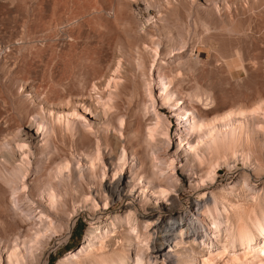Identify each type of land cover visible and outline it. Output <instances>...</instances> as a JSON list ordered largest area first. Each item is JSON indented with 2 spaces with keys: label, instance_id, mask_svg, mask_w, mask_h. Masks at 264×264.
Returning a JSON list of instances; mask_svg holds the SVG:
<instances>
[{
  "label": "bare ground",
  "instance_id": "1",
  "mask_svg": "<svg viewBox=\"0 0 264 264\" xmlns=\"http://www.w3.org/2000/svg\"><path fill=\"white\" fill-rule=\"evenodd\" d=\"M109 1L114 18L97 36L101 43L95 39L98 47L87 40L85 50L92 55L85 66L91 71L82 75L83 85L69 84L74 80L67 78L72 72L67 74L65 66L58 72L60 57L49 78L48 67L30 62L17 99L0 93V224L14 221L10 230L2 226L7 232L0 238V264H44L50 239L62 242L80 213L90 220L84 241L56 264H264V36L262 56L245 59L240 50L234 53L243 70L254 75L255 93L213 106L214 98L209 107L205 101L212 93L195 87L189 72L187 77L184 69L190 65L180 52L187 46L174 38L166 13L145 28L131 21L132 0L119 6ZM19 3L0 0V78L15 68L16 45L5 38L11 29L17 35L25 14ZM166 3L174 6L172 0ZM223 10L233 19L234 10L239 12L228 0L224 7L215 3L213 17ZM184 11L169 8L168 16L183 21ZM243 22L233 20L232 31L245 33ZM72 31L73 36L77 30ZM66 42L60 44L64 49L70 46ZM163 106L178 122L175 138ZM220 166L236 169V177L219 179ZM184 169L189 186L178 174Z\"/></svg>",
  "mask_w": 264,
  "mask_h": 264
},
{
  "label": "rangeland",
  "instance_id": "2",
  "mask_svg": "<svg viewBox=\"0 0 264 264\" xmlns=\"http://www.w3.org/2000/svg\"><path fill=\"white\" fill-rule=\"evenodd\" d=\"M108 1L109 0H31V1L30 0H22V1L18 0V3L20 2L19 4H22L20 6H21V8L23 7L22 9L24 10L25 14L19 20L20 23H19V29H18L17 35H15L16 34L15 33L14 36H12L11 33L13 32V29H11L8 31L9 37L6 36V38H5L6 42L7 41L9 42V40H11V41L13 40V44L16 45L14 52L12 54L13 57L11 55V57H12L11 59H13L15 61V62L11 61L15 65V68H14V71L12 73H10V75L6 74V76H3L0 78V83H1L0 84V93L6 94L4 97L10 96L13 99L17 95L18 84H19L20 80L25 77L24 75H26L25 73H27V70H29L34 64H36L37 60H38V62H37L38 64H41V62H42L43 69H46L48 67L46 69V71L51 72L54 70V66H55V69L57 68L56 64H58L60 62V57L65 59V61H64L61 58L62 59L61 62L63 61L64 64L67 60L70 61V62L67 61L66 63H67V66L69 65L71 67V70H70L69 66L67 67L66 64L64 65L63 62L62 63L60 62V65H59L60 67L58 68V72L59 71L61 72V69L65 70L67 68L66 69L67 74L69 72H72L71 75L69 73L67 78L70 79V76H71V78L74 80L73 81L74 83L71 82V79L70 80L67 79L66 81L69 80L68 81L69 84L75 85V86L83 85L84 83L81 84V82L82 81L85 82L84 81L85 78L82 75H85V77H86L87 73L91 71V70H89L90 68L88 66H85V65L89 64L88 63L89 59H87V58H89L92 55V53H89L90 51L88 49H87V51L85 50V48H87V46H86L87 40L94 39V42L96 43V41L98 39H100L98 37L99 36L101 37V33H102L101 31H103L105 26L109 24V21L112 22L113 18H114V17H112L114 14V12L111 8L112 6L108 5ZM225 1H226V3H228V0H172V2L174 4L173 7L172 6L168 7L169 5L166 3V0H132V2H131L132 4H130V7H132L131 8L132 9L131 10L132 11L131 12L132 13L131 21H132L133 25H136V24L141 25L142 24V26H144L145 28H149L150 23H152V22L154 24L159 23L157 20H158L159 16L161 15L160 12H163V15H164V13H166L163 17L166 18L167 21H169V23L173 22L171 24L174 25V27H175L174 38H176L177 40L179 39L181 41L183 40L185 45L187 46L184 50H181L180 52L183 53V56H184V58H182V59L184 61L186 60L185 62H187V64L184 63L185 66L187 65L186 67H188V65H190L188 67V69H186L184 66V68H185L184 71L186 72V70H187V77L189 74H191L190 78L192 79V81L188 80L189 78L186 77V73L184 74V77H185L184 79H185V81H187V80L189 81V82L187 81V83L189 85H190V81H191V83H193L195 85V87L198 84H200L201 86L200 85L199 86L202 87L203 90H206L207 92L212 93V94L210 93L212 95V99L210 101L209 100L205 101V103L208 102L209 107L210 106L213 107L218 103L231 104L234 102L245 101L247 98H249L250 96H252V94L255 93L254 90L256 87L252 83V79H253L254 75H252V73H248L245 70H243L242 64L237 59V57L234 55V53H236V50H238V51L240 50V53L242 52L243 57L245 55V57H246V58L244 57L245 59H249L251 57H254L255 54L256 55L259 54L257 56H262L261 55V52H262L261 49L263 47L259 43V39H260V37L264 36V34H263L264 33L263 32L264 31V16H262V14H264V13L262 11L263 7L261 6L260 0H248V1L247 0H233V2H235V5L238 7V11H239L237 13L234 10L235 18L234 19L230 18L227 10H223L222 11L223 14H219L218 12H216L218 19H215L213 17V12L215 11V3L220 4L222 7H224ZM229 1H232V0H229ZM250 1L253 3V5L251 4V6L249 7ZM47 2L50 3L49 7H47ZM109 2H111V0ZM113 2H114L115 6L116 5L119 6L120 4H125L127 2V0H113ZM105 4H106V6L108 5L107 8H106ZM202 4L205 6L207 5V8H206L207 11H206V9H201L199 7ZM209 6L211 8H209ZM169 8L170 9L180 8V11L185 10L184 12L188 13L187 18L186 17L184 18L186 20L181 21L183 18H180V17H179L180 19L179 18H174V20H172V18L170 19V16H168V15H170L169 14ZM212 8H213V12H211ZM202 10H204V11H202ZM166 11H168V12H166ZM199 11H201L202 13L201 12L199 13ZM36 12H37V14H36ZM184 12H181V13L183 14ZM197 13H198V15H197ZM184 14H186V13H184ZM237 14H238V16H237ZM55 16H57V17H55ZM239 16L241 19L239 18ZM25 17H26V19H25ZM260 17L261 18L263 17L262 20ZM176 19L179 21H177ZM22 20H24V21L22 22ZM29 20H30V22H29ZM229 20H231V21H229ZM233 20H235V21L241 20V22L245 21V26H246L245 27L246 28L245 33L238 34L234 31H232L230 26L232 25ZM105 21H106V23H105ZM228 21H229V23H228ZM246 21L248 22V24H246ZM56 22H58V23H56ZM27 24H29V25H27ZM101 25L104 27L102 28ZM177 25H179V26H177ZM22 26L24 27V29H21V28H23ZM44 26H46V27H44ZM95 29L97 31L96 32L97 34L100 31L99 35H95L96 34ZM75 30H77V32ZM78 30H81V31L85 30V33L79 34V32H81V31H78ZM88 30L90 31V34L88 33L89 32ZM70 31L76 32L75 35L72 36V34L69 33ZM19 33H20V35H19ZM93 33H95V34L92 37ZM78 34H79V36H78ZM178 36H180V37H178ZM94 37H97V38H94ZM95 39H96V41H95ZM65 40L68 41L69 44ZM11 41L9 43H11ZM77 41H81L82 45L77 47L76 45L74 46L72 44V43L75 44ZM99 41H101V40H99ZM62 42L63 43L66 42L68 45H70L67 48L65 47V49H67L68 52L64 49V47H61L60 44H62V46H63ZM98 43H96L97 47L99 46V44L101 42L99 44ZM8 44L5 45V47H4V51H6V52H9V50L11 49L9 45H12V43L9 45ZM20 44H21V46H20ZM22 45H23V47H22ZM38 45H40V46H38ZM7 46L9 47L8 48L9 50H7ZM59 47H61V48L59 49ZM70 47L72 50L68 49ZM39 50H42V51H39ZM83 51L86 55L83 53ZM233 51H235V52H233ZM37 52H39V53H37ZM47 53H48V55H47ZM173 53H172V56L174 57V55L178 52L176 51ZM42 54H44L46 56H44V55L42 56ZM65 54L68 56L66 57ZM76 54H78V55H76ZM87 54H89V55H87ZM248 54H250V55H248ZM39 55H41L40 56L41 59L39 58ZM57 55H59V56H57ZM75 56H76V58H75ZM80 56H81V58H80ZM87 56H89V57H87ZM56 57L57 58L59 57V59L57 60ZM37 58H39V59H37ZM48 58H50V59H48ZM73 58H74V60H73ZM80 59H81V63L79 64ZM182 59H180V60L183 62ZM33 60H36V61H33ZM16 61H19V62L16 64ZM190 61H192V62H190ZM246 61H247L246 64L249 63L248 60H246ZM30 62H31V64H33L32 66H31ZM44 62H45V64H43ZM182 62H180V63H182ZM76 64H77V66H76ZM184 64H181V65H184ZM64 66L66 68H64ZM82 66H84V67H82ZM16 67H18V68H16ZM85 67H88V70ZM20 68L23 70H21ZM24 68L27 70H25ZM72 68L74 70H72ZM78 69H80V70H78ZM82 70H84L83 73H82ZM46 71L44 70L45 75L49 78L50 75L52 74V72L47 73L48 74L47 75ZM188 72H189V74H188ZM262 72L263 71H260V74H262ZM13 76H14V79H13ZM250 76H251V79H250ZM79 78H81V79L83 78V79L79 80ZM10 80H11V82H10ZM76 81H78V82H76ZM194 85L191 84L190 86L192 88H195ZM6 91L9 93L8 96H7ZM214 98H216V100ZM15 99H17V97ZM213 100H215L216 103ZM122 101H124V102H122L123 106L127 107L128 106L127 104H129L128 101H125L124 99ZM202 102L203 101H201L198 104L203 106ZM133 103L134 104H131V105H134L131 107L132 109H134L136 107L137 100L133 101ZM210 103L212 105H213V103H215V104L212 106ZM203 107H205V106H203ZM161 110H162V112L164 111L165 114L170 117V120H171L170 134L173 138H175L176 133H177V129H178V125H177L178 122H177V120L176 121L174 120V117H173L174 115L171 113V111L168 107L163 106L161 108ZM170 146H171L172 150L176 149V146L174 143H171ZM237 168L241 170L242 169V163H238V166L236 167V169ZM236 169L228 170L225 166H220L218 178L223 180L224 182H226V180L230 181L232 178L236 177V174H237V171L235 172ZM188 173L189 172L186 169L183 170V173H181V171H178V174L180 175V177L182 179H184L185 183L189 186L190 185L189 184L190 179H189ZM188 190H190V189H188ZM188 190L183 191V193H182V199H183L185 204L191 202V201H189V191ZM5 220H7V219H5ZM7 221L8 222L10 221L9 222L10 224L7 225V227L6 226L4 227L3 225L0 224L1 225L0 226V233H3L2 236L0 234V238H3L5 236V232H7V230H10L13 227L14 221L13 220L11 221V219L10 220L8 219ZM0 223H1V221H0ZM2 226L4 228H6L7 230H5V229L3 230ZM89 226H90V220L87 217L86 213L78 214L76 219H75V224H74L70 234L68 235L66 233L63 236L62 242L55 245V239L56 238L50 239L49 245H52V246L50 247L48 253L45 256L44 264H56L59 258L65 256L66 253L70 252L71 250L77 249L79 247V245H81L83 243L86 231L89 228Z\"/></svg>",
  "mask_w": 264,
  "mask_h": 264
}]
</instances>
